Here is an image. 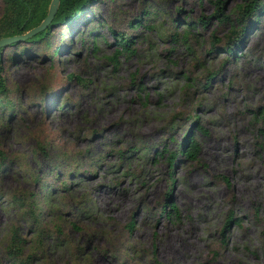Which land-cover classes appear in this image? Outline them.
Returning <instances> with one entry per match:
<instances>
[{
	"label": "rangeland",
	"instance_id": "obj_1",
	"mask_svg": "<svg viewBox=\"0 0 264 264\" xmlns=\"http://www.w3.org/2000/svg\"><path fill=\"white\" fill-rule=\"evenodd\" d=\"M249 1L99 0L3 47L0 264H264V12L247 27Z\"/></svg>",
	"mask_w": 264,
	"mask_h": 264
},
{
	"label": "trees",
	"instance_id": "obj_2",
	"mask_svg": "<svg viewBox=\"0 0 264 264\" xmlns=\"http://www.w3.org/2000/svg\"><path fill=\"white\" fill-rule=\"evenodd\" d=\"M5 5V10L2 18L0 19V39L3 37H10L14 35L25 34L31 29L37 27L42 23L48 13V8L51 0H3ZM99 0H61L58 12L56 13L53 21L44 31L39 32L32 37L21 41L15 42L10 46H18L22 42L25 44H36L43 40L51 37L52 27L54 25H65L67 29H71V25L80 19L84 14L89 13V9ZM222 2L219 1V4ZM239 11L242 14L241 20H248L247 27L253 25L254 21L251 20L252 16L257 18L262 12H264V3L261 0H250L245 5L239 6ZM90 14V13H89ZM219 20L223 23L228 20L227 16L222 15V8L219 6L217 14ZM222 15V16H220ZM87 17V16H86ZM203 21V20H202ZM207 23V21H203ZM142 25L139 21L135 29ZM64 36V35H63ZM130 37L120 36V46L123 51H129L130 49ZM3 48L0 49V95L7 93L6 79L3 76V68L1 66V53ZM61 50V46H58L54 50V55L58 54ZM28 50H22L20 54L26 53ZM232 53L235 50H231ZM122 53V52H121ZM207 82L206 84H209ZM261 119L264 124V110L261 114ZM197 124H195L196 126ZM264 127V125H263ZM198 129L204 130L203 126L199 125ZM264 131V130H263ZM182 155L190 159H195L199 153V143L197 139L193 137L192 130L187 135L185 141L180 144ZM179 152L173 151L169 155V163L174 166L177 160Z\"/></svg>",
	"mask_w": 264,
	"mask_h": 264
},
{
	"label": "water",
	"instance_id": "obj_3",
	"mask_svg": "<svg viewBox=\"0 0 264 264\" xmlns=\"http://www.w3.org/2000/svg\"><path fill=\"white\" fill-rule=\"evenodd\" d=\"M60 2H61V0H51L49 8H48L47 16L42 21V23L40 25H38L37 27L31 29L30 31H28L25 34L1 38L0 39V49L9 45V44L24 41V40L32 37L33 35L44 31L47 27H49V25L53 21L56 13L58 12Z\"/></svg>",
	"mask_w": 264,
	"mask_h": 264
},
{
	"label": "bare ground",
	"instance_id": "obj_4",
	"mask_svg": "<svg viewBox=\"0 0 264 264\" xmlns=\"http://www.w3.org/2000/svg\"><path fill=\"white\" fill-rule=\"evenodd\" d=\"M256 167H257V165H256ZM264 167V166H263ZM250 174H253L252 172H250ZM255 183H257V181L254 179V178H252L251 180H250V185H254ZM186 227L185 226H183L182 227V229H185ZM232 239H233V237H232Z\"/></svg>",
	"mask_w": 264,
	"mask_h": 264
}]
</instances>
